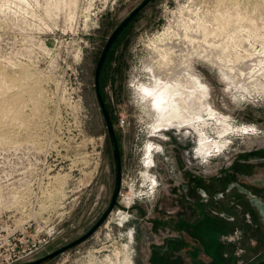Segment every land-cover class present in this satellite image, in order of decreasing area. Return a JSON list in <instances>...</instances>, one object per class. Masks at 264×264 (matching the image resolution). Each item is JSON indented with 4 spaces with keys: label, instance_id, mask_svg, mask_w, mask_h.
I'll use <instances>...</instances> for the list:
<instances>
[{
    "label": "rangeland",
    "instance_id": "1",
    "mask_svg": "<svg viewBox=\"0 0 264 264\" xmlns=\"http://www.w3.org/2000/svg\"><path fill=\"white\" fill-rule=\"evenodd\" d=\"M141 1L0 0V218L57 228L32 259L80 236L111 201L116 159L95 68ZM187 26L214 60L190 57L204 103L233 125L222 135L215 118L203 123L209 154L196 129L155 131L143 107L150 42ZM100 88L123 153L118 202L40 264H264V0H151L113 41Z\"/></svg>",
    "mask_w": 264,
    "mask_h": 264
},
{
    "label": "bare ground",
    "instance_id": "2",
    "mask_svg": "<svg viewBox=\"0 0 264 264\" xmlns=\"http://www.w3.org/2000/svg\"><path fill=\"white\" fill-rule=\"evenodd\" d=\"M183 28L184 33L176 32V35H172L167 31L150 42L149 56L145 63L152 70L154 82L152 80L149 85L142 86L139 82L137 86H141V95L146 102L143 107L155 131L173 126L185 130L196 129L194 132L200 136L197 152L204 154L217 145L205 134L203 123L206 124L207 119L215 118L222 135L230 128L233 129V125L227 117L218 116L212 106L207 107L204 103L205 87L189 69L190 59L193 55L195 58L204 55L212 60L213 58L205 53L199 37L189 33L191 30L188 31V26ZM153 177L156 179L154 175ZM149 188L151 190V184ZM125 201L129 205L133 199L125 196ZM123 211L119 210V214ZM127 261V264H131V258Z\"/></svg>",
    "mask_w": 264,
    "mask_h": 264
},
{
    "label": "water",
    "instance_id": "3",
    "mask_svg": "<svg viewBox=\"0 0 264 264\" xmlns=\"http://www.w3.org/2000/svg\"><path fill=\"white\" fill-rule=\"evenodd\" d=\"M151 0H142L137 6H135L112 30L110 33L102 51L98 58L96 68H95V87L98 95V99L103 111V115L105 118V121L107 123V127L109 130V133L111 135L112 141H113V151L116 159V175H117V182L114 189V192L112 194L111 201L108 205V207L103 211V213L100 215V217L90 226L84 233H82L77 238L67 242L66 244H63L62 246H59L58 248L51 250L37 258H34L29 261L15 263V264H40L44 262L45 260L55 257L59 255L60 253L64 252L65 250L74 247L75 245L81 243L82 241L86 240L89 236H91L106 220V218L110 215L112 210L114 209L115 205L118 202V197L121 190L122 185V155H121V149L120 144L116 135L114 123L112 121L111 115L109 113V110L107 108V104L103 98V94L101 92L100 88V74L102 71V67L104 64V61L108 55V51L115 40V38L118 36V34L121 32V30L130 22V20L145 7Z\"/></svg>",
    "mask_w": 264,
    "mask_h": 264
},
{
    "label": "built area",
    "instance_id": "4",
    "mask_svg": "<svg viewBox=\"0 0 264 264\" xmlns=\"http://www.w3.org/2000/svg\"><path fill=\"white\" fill-rule=\"evenodd\" d=\"M0 218V264L25 262L35 257L57 234L52 224L10 227Z\"/></svg>",
    "mask_w": 264,
    "mask_h": 264
},
{
    "label": "flooded vegetation",
    "instance_id": "5",
    "mask_svg": "<svg viewBox=\"0 0 264 264\" xmlns=\"http://www.w3.org/2000/svg\"><path fill=\"white\" fill-rule=\"evenodd\" d=\"M176 128H178V130H182L181 128H179V127H176ZM183 130H185L184 128H183ZM188 132H190V130H187V132H186V134H188ZM120 149H121V155L123 156V153H122V148L120 147ZM154 151V147H153V145H151V147H148L147 148V150H146V156H145V158H144V160H143V162H144V165L146 166V168H147V170H149L150 171V166L152 165V163H153V155H154V153H153V151ZM122 163H123V157H122ZM123 165V164H122ZM149 171H148V173H149ZM150 173H151V171H150ZM149 173V174H150ZM149 177H150V175H149ZM150 179H153V181H154V185H155V183L157 182V179H154V177L152 176V178H150ZM145 180H146V178H145ZM152 181V180H151ZM150 185V184H149ZM154 185H152L151 184V190L150 191H152L153 190V187H154ZM133 190H134V187H133ZM146 194V193H145ZM133 199V198H132ZM262 207H264V204H262ZM126 215H128V213L126 212V210H124L122 213H120V218H122L121 219V222H125L126 221V219H125V216Z\"/></svg>",
    "mask_w": 264,
    "mask_h": 264
}]
</instances>
